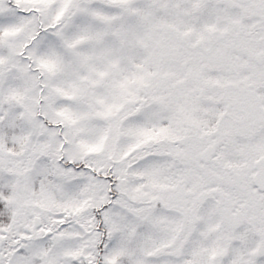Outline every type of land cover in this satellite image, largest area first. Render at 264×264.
<instances>
[{"label":"snow or ice","instance_id":"1","mask_svg":"<svg viewBox=\"0 0 264 264\" xmlns=\"http://www.w3.org/2000/svg\"><path fill=\"white\" fill-rule=\"evenodd\" d=\"M0 264H264V0H0Z\"/></svg>","mask_w":264,"mask_h":264}]
</instances>
